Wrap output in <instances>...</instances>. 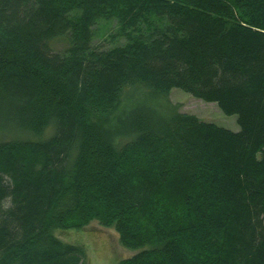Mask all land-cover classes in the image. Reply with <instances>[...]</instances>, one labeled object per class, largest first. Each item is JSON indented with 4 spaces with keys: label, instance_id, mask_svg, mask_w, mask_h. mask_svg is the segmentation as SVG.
<instances>
[{
    "label": "trees",
    "instance_id": "16d2710c",
    "mask_svg": "<svg viewBox=\"0 0 264 264\" xmlns=\"http://www.w3.org/2000/svg\"><path fill=\"white\" fill-rule=\"evenodd\" d=\"M93 220L114 264H264V0H0V264H89Z\"/></svg>",
    "mask_w": 264,
    "mask_h": 264
},
{
    "label": "rangeland",
    "instance_id": "374dc122",
    "mask_svg": "<svg viewBox=\"0 0 264 264\" xmlns=\"http://www.w3.org/2000/svg\"><path fill=\"white\" fill-rule=\"evenodd\" d=\"M118 29L116 21H100L94 27L95 39L94 45L98 46H111L118 42H124L123 38L117 41H111V34L115 33ZM67 40L57 39L52 42V48L57 52H63L67 47ZM131 89H128V92ZM140 95L141 93H137ZM136 94V95H137ZM169 98L173 103L180 105V110L189 112L207 122H214L222 125L230 130H240L238 117L236 114L227 115L224 111L213 101H205L202 98L194 97L189 92H185L179 87H175L170 91ZM128 106V103L126 104ZM51 130L47 132L49 134ZM64 241L69 243H77L84 245L88 256L89 264H114L117 260L132 255L138 250L125 248L120 243L119 235L113 228L103 227L96 220L90 222L80 229L56 231Z\"/></svg>",
    "mask_w": 264,
    "mask_h": 264
}]
</instances>
